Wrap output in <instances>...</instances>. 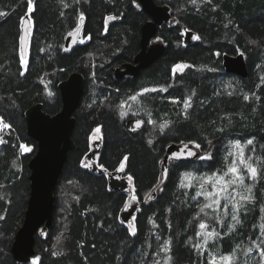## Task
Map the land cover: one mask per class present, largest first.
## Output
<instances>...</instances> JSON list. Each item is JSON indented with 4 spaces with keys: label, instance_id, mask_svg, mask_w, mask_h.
<instances>
[{
    "label": "trees",
    "instance_id": "16d2710c",
    "mask_svg": "<svg viewBox=\"0 0 264 264\" xmlns=\"http://www.w3.org/2000/svg\"><path fill=\"white\" fill-rule=\"evenodd\" d=\"M155 1L170 5L177 18L176 24L159 29L166 51L144 76L119 81L113 75L114 67L133 59L139 50L140 26L149 17L137 0H65L67 8L60 0H32L31 13L28 0H0V12L8 13L0 16V116L11 125L0 148V264H155L160 259L157 251L169 239L170 264H206L207 252L201 256L188 242L189 237L198 242L195 218L205 216L191 199L196 189H181L179 183L185 171L211 173L221 168L227 154L226 138L253 139L256 155L264 156V0ZM81 13L87 19L84 36L90 35L91 41L65 54V37L77 26ZM108 14L119 19L104 33ZM26 15L33 27L25 68L21 36ZM185 28L194 30L199 39L186 45L182 39ZM240 52L249 64L247 79L223 71V53ZM213 62L219 65L217 73L201 65ZM181 64L187 70H176L173 76V69ZM74 71L86 78L83 98L74 113L76 147L58 182L48 235L37 234L32 261L17 262L12 245L25 220L29 161L38 150L27 133L25 113L36 103H42L51 115L58 113L62 108L58 84ZM156 82L167 89L164 94L131 105L130 92ZM228 84L234 88L227 90ZM97 89L99 96L110 97L96 99ZM187 95L190 107L185 112L174 108L173 100L183 103ZM128 106L132 107L129 116L121 118ZM132 117L146 122L138 133L126 127ZM165 122L170 123L162 131L160 125ZM97 127L103 145L99 165L115 171L125 163L124 175L132 177L134 196L141 202L134 219L135 236L120 220L121 211L129 205L128 195L110 190L106 175L82 166ZM219 138L213 147L211 142ZM184 141L199 143L204 154L212 152L213 160L186 161L180 168L173 164L163 191L152 199L161 181V161L168 144ZM22 143L32 144L33 152L21 153ZM254 194L256 201L245 213L242 226L220 240L222 253H229L242 239L250 237L252 242L264 228V179H257Z\"/></svg>",
    "mask_w": 264,
    "mask_h": 264
},
{
    "label": "water",
    "instance_id": "95a60500",
    "mask_svg": "<svg viewBox=\"0 0 264 264\" xmlns=\"http://www.w3.org/2000/svg\"><path fill=\"white\" fill-rule=\"evenodd\" d=\"M142 9L151 17V20L145 22L142 26V37L140 40L141 50L136 55L133 63H125L124 69L118 67L115 77L124 78L126 75L137 77L142 70L151 66L166 51L164 42H151L152 38L157 34L159 26L168 22L173 25L177 18L173 16L171 7L168 4H158L155 0H139ZM8 13L5 14V16ZM115 17V19H109ZM118 16L108 15L106 22L108 25L116 22ZM85 23V19L81 21L80 31H72L73 35L66 37L64 50L70 53L80 41V35ZM32 26L30 15H26L22 23L21 49L24 57H27L30 28ZM197 33L185 28L184 41L186 44H192ZM243 54V55H241ZM223 66L228 74H234L241 78L247 79L250 75V68L247 58L243 52L238 54H223ZM86 87V79L80 72H73L68 79L59 84L62 98V108L55 114L51 115L44 111L43 104L37 103L26 111L27 133L31 139L37 142L38 150L29 161L30 168V197L26 210L23 225L16 233L12 254L16 261L27 263L32 261L36 255V237L37 234L45 237L49 233L54 220V211L56 203V189L60 176L63 172L64 165L68 159L70 151L74 150L76 144L73 140V132L76 125V117L74 113L81 103ZM137 121L143 123L137 129ZM130 132L138 133L145 127V120L142 118H130L126 122ZM220 141V138L216 142ZM189 141H184L188 143ZM181 142H171L166 148L165 155L161 164V181L156 191L151 193L152 199L161 192L167 182L171 167L174 162L169 159L170 155L181 147ZM102 140L93 143L91 151L86 155V163L92 165L91 170L94 174H104L107 176L110 190L120 191L128 195L129 207L121 211L120 219L124 223H134L133 217H136L137 211L141 206V202H134V187L124 175V171H110L99 165L97 157L102 151ZM189 148L197 151L198 155L205 152L201 149H195L194 145L189 144ZM196 157L190 158L188 161H197ZM168 169V175L164 178V169ZM106 169V171H105ZM131 206L135 207V211H131Z\"/></svg>",
    "mask_w": 264,
    "mask_h": 264
},
{
    "label": "snow or ice",
    "instance_id": "6c2138e0",
    "mask_svg": "<svg viewBox=\"0 0 264 264\" xmlns=\"http://www.w3.org/2000/svg\"><path fill=\"white\" fill-rule=\"evenodd\" d=\"M62 5L67 8L69 5L65 0H60ZM29 6H33L32 0H28ZM191 3L196 4L197 0H191ZM5 15V13L0 12V16ZM79 19L83 21V13L80 14ZM109 19H115V17H109ZM76 32L80 31L79 26L75 29ZM73 32H69L68 36H72ZM90 38V37H89ZM194 39H199V36L193 37ZM23 40V38H21ZM83 42V41H81ZM243 55V54H241ZM21 60L27 67V60L24 58L23 50H21ZM187 67L186 65H177V68L183 69ZM21 75L24 73L21 72ZM264 79V78H262ZM229 87L231 85H228ZM148 89H144L143 92H148ZM152 91H156L152 89ZM161 91H167L166 88L161 89ZM51 95V93H49ZM232 95V93H228ZM194 95V93H193ZM133 101H137V96H132L130 98ZM190 97L184 102V107L187 109L190 107ZM247 100L249 97L244 96ZM123 107V106H122ZM121 118L126 116L128 113L121 111ZM142 121H137L136 127L132 128V131H137V129L142 124ZM170 122H165L160 125L161 130L168 126ZM11 125L4 121V118L0 116V129H10ZM223 131V129H221ZM96 134L101 133V128L97 127L95 129ZM95 139L99 140L102 137L96 135ZM3 137L0 136V143H4ZM151 143V141H149ZM210 143V142H209ZM189 144L194 145L195 149H200L201 145L195 141H189L188 143L181 142V147L169 157L174 162L176 168L184 167L185 162L192 157H196L199 160H213V154L211 151L207 154L198 155L197 151L189 148ZM23 152H31L32 148L26 145L20 146ZM264 148V145L261 146ZM256 146L253 139H247L245 142L240 140H235L230 142L227 150V154L223 158V166L211 173L208 172H193L185 171L180 179L179 187L181 189L191 190L196 189L195 194L191 197L193 201H197L196 207L199 208V213L203 214L205 217H209V220L215 222L218 225L223 224L222 216L231 215L232 220L239 223V212L244 206V203L250 202L254 199L252 195V188L254 185H248L245 183L246 179H250L255 182L258 178L264 179V156H255ZM123 159L126 161L127 156ZM161 161V164H164ZM85 168H91L90 163H83ZM101 167H103L101 165ZM124 163H120L119 171L124 170ZM106 171V169H105ZM168 175V169H164V178ZM128 180L131 182L132 177L129 175ZM163 191V189H160ZM203 197V202H200V198ZM136 197H133L135 200ZM129 207V205H126ZM229 208H231V213H229ZM135 207L131 206V211H135ZM210 210L211 215H209ZM135 217H133V220ZM198 221L199 230L195 232V236L199 237L200 240L197 243H193V238L189 237L188 242L192 247L203 256L207 252L206 264H264V228H262L260 235L251 242V246H245L241 248V245H236L229 253L226 254H215L212 251H208L209 240L215 241L219 237V233L216 231L215 227H210L209 221L204 220L199 214L195 218ZM124 223V221H121ZM128 229L131 231V235L135 236L137 234V229L132 223H128ZM234 228V225L232 226ZM232 228L229 230L231 231ZM61 238L57 237V243H60ZM172 241L171 239L166 240L160 246L159 251H157L156 256L163 259L164 264H170L172 260L171 256ZM253 252H258L259 260H250L251 254ZM242 253V256H241ZM55 255H60L62 253L56 252ZM163 254V255H162ZM39 260V257L36 258ZM160 259L155 261V264H160Z\"/></svg>",
    "mask_w": 264,
    "mask_h": 264
},
{
    "label": "rangeland",
    "instance_id": "374dc122",
    "mask_svg": "<svg viewBox=\"0 0 264 264\" xmlns=\"http://www.w3.org/2000/svg\"><path fill=\"white\" fill-rule=\"evenodd\" d=\"M34 10V5L33 6H29V9H28V13H31L32 11ZM194 40H197V39H194ZM81 41H83L82 42V44H85V41L83 40V39H81ZM201 65L203 66V68H206V69H209L208 70V72H212V73H217L218 71H217V68L219 67V65L218 64H216V63H209V64H203V63H201ZM264 69V68H263ZM181 70H183V69H181ZM187 70V69H186ZM185 70V71H186ZM184 71V72H185ZM183 72V73H184ZM175 73H177V72H173V76L175 75ZM94 77V76H93ZM228 85H230V84H228ZM226 86L225 88L227 89V90H230V89H232V88H234V86ZM47 88H48V90L50 91L51 90V88H50V86L47 84ZM157 89H155L156 91L157 90H159V89H161V88H159V87H156ZM153 91H152V89H150L149 88V93H152ZM142 93H144V92H140V93H138V94H142ZM108 97H110L109 96V94H108ZM190 97V95H187L186 97H185V101L188 99ZM138 96H137V101H134L136 104L138 103ZM184 101V102H185ZM173 102L174 103H177V106H175L174 108H179L181 111H183V112H185L187 109H185V107H184V102L182 103V101L181 100H179V99H175V100H173ZM182 103V104H181ZM190 104H191V101H190ZM132 110V107L131 106H128V108L126 107V108H123V110L122 111H125V112H127L128 114H129V112ZM126 115V116H124V117H128L129 115ZM5 121V120H4ZM6 122V121H5ZM7 123V122H6ZM10 131H11V128L10 129H0V136H2L3 137V140L4 141H6V136L10 133ZM96 135H100L101 136V133L100 134H96L95 133V131H94V133H93V135H92V138H91V141L92 142H95L97 139H95L94 137L96 136ZM217 141V139L216 140H213L212 142H211V145L214 147L215 145H216V142ZM232 141H235L233 138H226L225 139V141H224V143H223V146H224V148L226 149V152H227V150H228V147H229V145H230V142H232ZM5 143V142H4ZM4 143H0V148L3 146V144ZM212 143H214V144H212ZM243 143V142H242ZM22 144H20V146H21ZM19 146V149H20V152L21 153H23L24 154V152L22 151V149H21V147ZM20 153V154H21ZM255 156H257L256 155V153L254 154ZM124 165H125V163H124ZM125 168V167H124ZM257 181V180H256ZM256 181L255 182H253L252 180H250V179H246L245 180V183L246 184H248V185H254L253 186V188H252V195L254 196V199L252 200V201H250V202H246V203H244V206L240 209V212H239V223H236V221H233L232 220V217H231V215H228V216H222L221 217V219L223 220V224L222 225H218V224H216L215 222H212V221H210L209 220V217H203V219L204 220H206V221H209V223H210V227H215L216 228V231L220 234L219 235V237L218 238H216L215 239V241H213V240H209V243H208V251H212L213 253H215V254H224V253H222L221 252V245H220V240L223 238V237H225V236H227V235H229V234H232V233H234V232H236L241 226H242V224H243V221H244V219H245V217H244V215H245V213L247 212V210L250 208V205L254 202V201H256L255 200V194H254V191H255V187H256ZM193 189H195V188H193ZM135 197V196H134ZM136 201H138V199L136 198L135 200H134V202H136ZM202 202H203V200H202ZM126 205H128V204H126ZM126 207V206H125ZM206 211H209V215H211V213H210V210H206ZM229 213H231V208H229ZM234 225V228H232V226ZM133 226H134V223H133ZM230 228H232V230L230 231L229 229ZM199 240H200V238L198 237V242H199ZM256 240V239H255ZM241 245V248H244L245 246H251V239H250V237L248 238V239H245V240H241L239 243H237V245ZM241 256H242V253H241ZM250 260H255V261H258L259 260V254H258V252H253L252 254H251V257H250ZM160 264H164V262L162 261V260H160ZM242 264H243V257H242Z\"/></svg>",
    "mask_w": 264,
    "mask_h": 264
},
{
    "label": "flooded vegetation",
    "instance_id": "af4514ba",
    "mask_svg": "<svg viewBox=\"0 0 264 264\" xmlns=\"http://www.w3.org/2000/svg\"><path fill=\"white\" fill-rule=\"evenodd\" d=\"M140 5V4H139ZM141 6V5H140ZM108 15H114V14H108ZM107 15V16H108ZM148 15V14H147ZM106 16V17H107ZM149 16V15H148ZM106 17H105V22H106ZM84 19H85V23H84V26H83V29H82V33H81V35H80V41H79V44L75 47V48H77L78 46H83V45H87V44H89L90 43V41H91V36L90 35H87V36H84V29H85V27H86V21H87V19H86V17H84ZM118 19H119V17H118ZM149 20H151V17L149 16L147 19H145V21L141 24V26H140V39H139V50L136 52V54L134 55V57H133V59L130 61V62H127V63H133L134 62V59H135V57H136V55L139 53V51L141 50V46H140V40H141V36H142V26H143V24H145V22H147V21H149ZM80 23H81V20L79 19V21H78V24H77V26H79L80 25ZM115 23V22H114ZM106 24H107V22H106ZM164 24H168V25H170L168 22H166V23H164ZM163 24V25H164ZM174 24H176V22L174 23ZM173 24V25H174ZM108 25V24H107ZM111 25V24H110ZM163 25H161V26H163ZM76 26V27H77ZM161 26H159V28H158V32H157V34L152 38V40H151V42H153V43H156V42H164V44H166L165 43V41L163 40V38L159 35V29H160V27ZM32 27H33V20H32V26H31V28H30V37H31V31H32ZM76 27L73 29V30H71V32L72 31H74L75 29H76ZM108 28H109V25L108 26H105V31H104V33H106L107 32V30H108ZM184 31H185V29H184ZM68 35V34H67ZM67 35H66V37H67ZM66 37H65V40H66ZM90 37V38H89ZM81 39H83L84 41H85V44H82V42H81ZM183 41H184V35H183ZM185 42V41H184ZM64 45H65V41H64V44H63V51H64V53L65 54H69V53H66L65 52V50H64ZM186 45H188V44H186ZM74 48V49H75ZM166 48H167V45H166ZM29 49V48H28ZM73 49V50H74ZM72 50V51H73ZM224 54V53H223ZM162 57V56H161ZM161 57H159L158 59H157V61L161 58ZM155 63V62H154ZM125 64V62L124 63H121L120 65H116L115 67H114V72H113V75H114V77H115V72H116V69L118 68V67H121L122 69H124V67H123V65ZM222 64H223V55H222ZM183 65H186V64H183ZM150 67V66H149ZM148 67V68H149ZM148 68H146V69H144V70H142V72H141V74L139 75V76H137V77H134V76H129V75H126L124 78H122V79H118V78H116L115 77V79H117V80H119V81H122V80H125V79H137V78H140V77H142V76H144V71L145 70H147ZM223 68V67H222ZM185 69H186V67H184L183 68V70H181V69H179V68H177V66L173 69L174 70V72H176V70L177 71H179L180 73H183L184 71H185ZM224 72H225V69L223 70ZM75 72V71H74ZM73 73V72H72ZM226 73V72H225ZM226 74H228V73H226ZM94 75V74H93ZM230 75V74H229ZM70 76V75H69ZM237 76V75H236ZM237 77H239V76H237ZM241 78V77H240ZM242 79H244V78H242ZM65 80V79H64ZM63 80V81H64ZM62 82V81H61ZM158 83H162V82H156V83H148V84H146V85H144V86H142L140 89H138L137 91H135V92H130V94L128 95V97H129V100H131L130 98L132 97V96H138L139 98H138V100H146V99H148V98H150L151 96H156V95H158L160 92H162L163 94H164V92L165 91H161V89H164L165 87L164 86H160ZM159 85V86H158ZM58 87H59V84H58ZM156 87H159V88H161V89H159V90H157V91H153L152 93H149V91L148 92H144V93H142V94H138V93H140V92H143V90L144 89H148L149 90V88L150 89H157ZM60 91V90H59ZM98 92H100V90H96V92H95V97H96V99H101L102 101H106L107 99H108V97L107 96H99L98 95ZM110 93V92H109ZM98 96L99 97H101V98H98ZM131 102H132V106L134 105V101L133 100H131ZM133 118V117H132ZM135 118H141V117H135ZM146 123V122H145ZM101 137H102V133H101ZM101 140H102V138H101ZM96 141H98V140H96ZM97 159H98V157H97Z\"/></svg>",
    "mask_w": 264,
    "mask_h": 264
},
{
    "label": "bare ground",
    "instance_id": "6f19581e",
    "mask_svg": "<svg viewBox=\"0 0 264 264\" xmlns=\"http://www.w3.org/2000/svg\"><path fill=\"white\" fill-rule=\"evenodd\" d=\"M138 1V3L140 4V2H139V0H137ZM141 5V4H140ZM142 8V7H141ZM143 10V9H142ZM144 11V10H143ZM145 12V11H144ZM146 13V12H145ZM147 14V13H146ZM31 18V17H30ZM107 18V17H106ZM24 19V18H23ZM22 23H23V21H22ZM31 23H32V21H31ZM166 23V22H165ZM81 24V23H80ZM144 25V24H143ZM80 26V25H79ZM142 29V28H141ZM142 37V36H141ZM186 44V43H185ZM164 54V53H163ZM163 54H161L160 55V57L163 55ZM224 67V66H223ZM225 69V68H224ZM75 72H78V71H75ZM225 72H226V70H225ZM72 74V73H71ZM70 74V75H71ZM231 75H234V74H231ZM236 76V75H235ZM85 77V76H84ZM69 78V77H68ZM67 78V79H68ZM86 79V78H85ZM66 80V79H65ZM61 83V82H60ZM60 90V89H59ZM60 95H61V93H60ZM83 98V97H82ZM43 99V98H42ZM61 100H62V98H61ZM82 100V99H81ZM37 104V103H36ZM35 105V104H34ZM33 106V105H32ZM30 108V107H29ZM28 108V109H29ZM27 109V110H28ZM44 109V108H43ZM49 114V113H48ZM57 114V113H56ZM25 117H26V113H25ZM133 118H135V117H133ZM130 119V118H129ZM143 119V118H142ZM128 120V119H127ZM127 120H126V122H127ZM126 124V123H125ZM126 127H127V125H126ZM128 129V128H127ZM133 133V132H132ZM100 140V139H99ZM96 142V141H95ZM94 143V142H93ZM22 145H26V146H28V144L27 143H22ZM92 147H93V145H92ZM92 149V148H91ZM91 151V150H90ZM26 153H30V152H24V154H26ZM91 171V170H90ZM132 183V182H131ZM110 189V188H109ZM120 192V191H119ZM123 193V192H122ZM121 215V214H120ZM121 220V219H120ZM127 224V223H126ZM41 236V235H40ZM43 237V236H42ZM13 255V254H12ZM18 262V261H17Z\"/></svg>",
    "mask_w": 264,
    "mask_h": 264
},
{
    "label": "built area",
    "instance_id": "2783aa9c",
    "mask_svg": "<svg viewBox=\"0 0 264 264\" xmlns=\"http://www.w3.org/2000/svg\"><path fill=\"white\" fill-rule=\"evenodd\" d=\"M28 146L32 148V151L30 152V153H32L34 150V146L32 144H28Z\"/></svg>",
    "mask_w": 264,
    "mask_h": 264
}]
</instances>
